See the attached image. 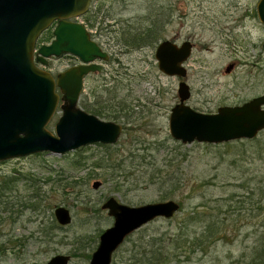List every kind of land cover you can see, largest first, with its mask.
I'll use <instances>...</instances> for the list:
<instances>
[{
	"label": "rangeland",
	"instance_id": "1",
	"mask_svg": "<svg viewBox=\"0 0 264 264\" xmlns=\"http://www.w3.org/2000/svg\"><path fill=\"white\" fill-rule=\"evenodd\" d=\"M258 2L91 0L75 23L96 42L107 41L113 61L86 77L78 107L120 124L123 132L108 149L87 145L0 163V264H47L57 255L68 256L69 264H89L99 236L112 227L101 208L111 197L129 207L179 205L173 217L156 218L129 235L111 264L153 258H163L161 264L246 263L252 248L264 243V160L247 143L231 149L182 145L170 138L168 120L180 81L190 89L186 104L201 114L264 95ZM51 40L50 31L43 33L36 48ZM167 40L193 44L184 79L158 70L154 52ZM70 63L61 56L38 67L55 77ZM62 104L46 126L53 135ZM257 137L264 146V130ZM58 207L68 211L69 224L57 223ZM208 224L211 236L205 238Z\"/></svg>",
	"mask_w": 264,
	"mask_h": 264
},
{
	"label": "water",
	"instance_id": "2",
	"mask_svg": "<svg viewBox=\"0 0 264 264\" xmlns=\"http://www.w3.org/2000/svg\"><path fill=\"white\" fill-rule=\"evenodd\" d=\"M91 0H0V163L34 154L65 155L87 145H115L121 126L103 121L78 107L84 77L100 72L96 60H107L92 41L84 25L70 20L81 18ZM257 17L264 26V0L257 3ZM57 22L54 39L35 49L39 36ZM191 43L176 46L160 42L155 49L158 70L167 77L184 79V67L191 55ZM262 48H264V43ZM61 55L77 57L81 65L65 70L54 78L36 63ZM232 67L225 71L231 72ZM178 103L170 109L169 136L184 145H221L252 140L264 130V95L243 105L218 108L204 114L191 109V98L184 81L178 83ZM62 115L56 121L54 135L46 126L59 105ZM100 184L94 183L93 188ZM101 208L113 218L112 227L99 236L97 249L89 264H111L113 253L134 231L156 218L169 219L179 210L176 202L167 201L141 207H129L116 199L106 200ZM54 217L60 225L69 224L66 209L58 207ZM69 257L57 255L47 264H69Z\"/></svg>",
	"mask_w": 264,
	"mask_h": 264
},
{
	"label": "trees",
	"instance_id": "3",
	"mask_svg": "<svg viewBox=\"0 0 264 264\" xmlns=\"http://www.w3.org/2000/svg\"><path fill=\"white\" fill-rule=\"evenodd\" d=\"M145 32H148L147 30L145 31ZM144 32V33H145ZM140 34V35H138L137 37H138V40H141V39H143L142 37H144L145 36V34ZM152 39V38H151ZM86 107V106H85ZM86 110H88V111H90L92 114L94 113V114H96V112H95V110H93V109H91V108H89V107H86L85 108ZM97 115H99L98 113H97ZM99 116H102V115H99ZM102 117H105V116H102ZM108 117H110V116H108ZM115 116H112V118H114ZM114 119H116V118H114ZM127 119V118H126ZM249 144V145H253V146H255V148H257V151H256V155L258 156V159H260V160H264V146H263V144H261L262 142L260 141V139L257 137V138H255V139H252V140H241V141H236V142H228V143H225V144H221V145H215V147H214V149L215 148H227V149H231V148H233L232 146L234 145H236V144H242V145H245V144ZM206 145H208V144H206ZM103 147L105 148V149H108V147H110V145H108V146H104L103 145ZM159 148V145H157L156 147H155V149H157V150H159L158 148ZM211 147V146H210ZM244 155V154H243ZM205 231H203L204 233L206 232V233H208L206 236H205V238H208V237H210L211 235H210V233H211V225H207L206 226V228L204 229ZM203 236V238H204V235H202ZM152 260H154L155 262H156V264H161L162 263V260H163V258L161 259V258H153V259H151L150 261H148V264H152L153 263V261ZM245 261V260H244ZM246 263L245 264H264V243H262V244H256L253 248H252V254H251V256L250 257H248V258H246V261H245Z\"/></svg>",
	"mask_w": 264,
	"mask_h": 264
},
{
	"label": "flooded vegetation",
	"instance_id": "4",
	"mask_svg": "<svg viewBox=\"0 0 264 264\" xmlns=\"http://www.w3.org/2000/svg\"><path fill=\"white\" fill-rule=\"evenodd\" d=\"M91 2V1H90ZM91 4V3H90ZM256 17H257V7H256ZM77 19H72V20H70V21H72V22H74L75 23V21H76ZM258 22H260V20H259V17H258ZM56 23L57 22H54L51 26H50V28L47 30V31H50V33H51V35H52V32H53V29L55 28V25H56ZM261 24V23H260ZM47 31H45V32H47ZM45 32H43V33H45ZM90 34V33H89ZM91 39H92V41H94L96 44H97V46H99V48L101 49V51L103 52V53H105L106 54V56L108 57L107 58V60H104V61H102V60H96L95 61V63L98 65V66H100L101 67V71L100 72H94V73H96V74H100L102 71H103V65L104 64H107V63H110V62H112L113 61V59H112V56H111V54L110 53H108L107 52V50H110L111 49V46L110 45H108L109 43L107 42V41H103L102 43L99 41V42H96L95 40H94V38H93V35H91ZM52 41V40H51ZM51 41H50V43H51ZM161 42H164V41H161ZM170 42H172V41H170ZM190 42V41H189ZM49 43V44H50ZM173 44H175L177 47L178 46H180L181 44H183V43H185V42H182L180 45H177L175 42H172ZM191 43V42H190ZM49 44H46V45H49ZM158 46V45H157ZM191 46H192V48H191V51H192V49H193V44L191 43ZM263 46V45H262ZM36 47H37V43H36ZM192 54V53H191ZM61 56H66L67 58H69L70 59V61H71V63H70V66L68 67V69H71V68H73V67H75V66H79V65H81V62H80V60L77 58V57H74L73 55L71 56V55H61ZM154 56H155V54H154ZM190 57H191V55H190ZM189 57V58H190ZM60 58V57H59ZM57 59V58H56ZM155 59V58H154ZM118 61V58H115V61ZM114 61V62H115ZM188 61H189V59L185 62V64H184V66H186L187 64H188ZM156 62V61H155ZM40 64L38 63H36V66H39ZM157 67H158V64H157ZM232 68H233V65L231 66ZM68 69H66V70H68ZM186 69V68H185ZM232 70V69H231ZM230 70V71H231ZM94 73L93 74H89V75H94ZM89 75H87V76H89ZM87 76H85L84 77V82H85V79H86V77ZM83 85H84V83H83ZM243 105V104H242ZM116 124V123H115ZM118 125V124H117ZM120 125V124H119ZM121 126V125H120ZM121 130H122V126H121ZM122 132H123V130H122ZM111 228V227H110ZM129 237V236H128ZM127 237V238H128ZM1 251H2V247H1V245H0V254H1ZM112 258V257H111ZM70 262V261H69ZM112 262V261H111Z\"/></svg>",
	"mask_w": 264,
	"mask_h": 264
},
{
	"label": "clouds",
	"instance_id": "5",
	"mask_svg": "<svg viewBox=\"0 0 264 264\" xmlns=\"http://www.w3.org/2000/svg\"><path fill=\"white\" fill-rule=\"evenodd\" d=\"M254 38H255V36H254Z\"/></svg>",
	"mask_w": 264,
	"mask_h": 264
}]
</instances>
